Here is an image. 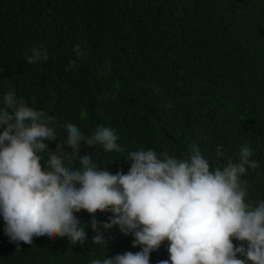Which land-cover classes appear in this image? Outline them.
Wrapping results in <instances>:
<instances>
[{"label":"trees","instance_id":"16d2710c","mask_svg":"<svg viewBox=\"0 0 264 264\" xmlns=\"http://www.w3.org/2000/svg\"><path fill=\"white\" fill-rule=\"evenodd\" d=\"M33 47L49 59L27 63ZM9 90L55 118L51 152L66 145L67 123L85 136L114 129L122 152L84 141L79 151L112 174H127L128 154L141 148L185 159L198 145L211 170L238 162L247 144L257 167L240 177L246 202L264 200V0H0V107ZM39 155L43 167L49 152ZM65 163L80 167L77 157ZM74 215L85 226L83 245L58 236L17 245L0 213V264H91L141 251L118 226H101L106 243L95 244L92 214ZM110 216L95 213L100 222ZM168 244L150 253V264L169 259Z\"/></svg>","mask_w":264,"mask_h":264},{"label":"clouds","instance_id":"9594fccd","mask_svg":"<svg viewBox=\"0 0 264 264\" xmlns=\"http://www.w3.org/2000/svg\"><path fill=\"white\" fill-rule=\"evenodd\" d=\"M74 51L79 55V46ZM48 59L47 50L33 47L26 62ZM55 123L14 91L5 93L0 107V213L10 241L31 244L34 236H58L83 245L85 226L74 213L86 210L92 214L95 244L106 243L101 226H118L124 235H133V247H141L135 253L92 259L91 264H150V253L165 240L169 259L158 264H264V200L246 202L240 179L257 167L249 145H241L238 162L227 159L226 166L211 170L198 145H192L185 159L141 148L128 154L127 174H112L79 151L84 141L103 145L105 152H122L114 129L100 125L85 136L67 123L66 145L58 143L51 152L45 141L56 139ZM45 150L49 157L42 167L39 153ZM216 156L224 158L219 145ZM73 157L80 167L66 165ZM97 211L112 216L100 222ZM233 237L246 246H235Z\"/></svg>","mask_w":264,"mask_h":264}]
</instances>
